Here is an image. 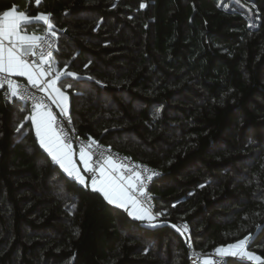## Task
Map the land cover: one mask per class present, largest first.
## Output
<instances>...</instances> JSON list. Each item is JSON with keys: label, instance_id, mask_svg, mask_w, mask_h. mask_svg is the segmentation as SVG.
<instances>
[{"label": "trees", "instance_id": "trees-1", "mask_svg": "<svg viewBox=\"0 0 264 264\" xmlns=\"http://www.w3.org/2000/svg\"><path fill=\"white\" fill-rule=\"evenodd\" d=\"M15 6L51 14L78 133L163 171L166 218L73 183L0 90V264H190L249 234L264 261V0H0Z\"/></svg>", "mask_w": 264, "mask_h": 264}, {"label": "snow or ice", "instance_id": "snow-or-ice-1", "mask_svg": "<svg viewBox=\"0 0 264 264\" xmlns=\"http://www.w3.org/2000/svg\"><path fill=\"white\" fill-rule=\"evenodd\" d=\"M35 2L38 5L40 0H35ZM140 7L144 8L146 5L141 3ZM33 19L43 21L48 29H51L53 26L50 13H39L35 17H29L23 11L11 9L4 11L2 16H0V74H4L5 77L0 80V86L6 83L11 95L15 97L18 95V86L15 81L8 77L13 74L26 77L28 83L44 93L51 100V103L59 108L60 115L64 116L70 123L71 117L68 115L69 97L57 85L58 83L62 84L64 78L79 79V77L76 73L67 71V65L65 66V70L52 75L54 70L50 63L52 58L50 51L47 52L49 60L47 68L29 62L27 57L36 55V49H42L45 43V37L43 36L22 34L27 24ZM51 35L55 37L56 33L51 32ZM48 48H51V45H48ZM40 56L42 59L44 58L45 52L43 50L40 52ZM46 76H51L52 78L47 79ZM67 87L70 88L72 85L69 84ZM19 98L25 99L24 96H20ZM26 119H30L34 125L38 143L50 156L51 161L58 164L73 183L78 182L80 185L87 187L85 175L81 174L74 160L75 153L72 143L66 135L62 136L64 129L57 121V116L53 113L51 107L45 105L42 99H37L33 103L31 116L26 117ZM54 125L60 127L59 132ZM17 131H20V129L18 128ZM78 156L79 161L84 166V171L91 173L92 191L100 193L108 204L127 211L128 215L133 219L147 222L150 226H155L151 222L156 219V215L150 211V206H144L139 196L145 194L144 181L152 180L159 175L158 173L144 167L143 172L150 174L142 176L140 171L135 170L139 166H133L132 169H129L128 164L123 162L117 163L114 157L111 154L106 155L99 143L91 137H89L88 144L80 145ZM128 171H131V174H127ZM145 200H147L146 196ZM173 227L176 226L173 225ZM177 231H181V229L177 228ZM186 232H188V227L185 224L181 234ZM251 239L252 234H249L226 247H217L215 252L221 258L239 255L260 264L261 257L246 250L248 242ZM203 264H216V262L205 258Z\"/></svg>", "mask_w": 264, "mask_h": 264}, {"label": "built area", "instance_id": "built-area-1", "mask_svg": "<svg viewBox=\"0 0 264 264\" xmlns=\"http://www.w3.org/2000/svg\"><path fill=\"white\" fill-rule=\"evenodd\" d=\"M51 32H54V31L52 29H48L47 27L45 28L44 32L40 35V36L45 37V43H44L43 48L42 49L37 48L36 49V55L29 56V57H27V59L31 63L37 64V65H44L45 68H47L48 63H49L47 52L50 51L52 53V58H51L50 63H51L52 69L54 70L52 75H55L57 71L55 68V64L52 63V60H53V57L57 53L59 41H58L57 35L55 37H53L51 35ZM48 45H51V48H48ZM42 50L45 52V56L43 59L40 56V52ZM4 78H5L4 74H0V80H2ZM8 78L16 82V84L18 86V95L15 97L12 96L10 89L8 88L7 84L5 83L3 86H0V90L2 91V96H3L4 100H6L10 103L22 102V103L30 106L31 109H33V103L37 99H42L43 103L45 105L51 107L53 113L56 114V116H57V121L62 125V127L64 129L62 136L66 135L68 137L69 141L72 143V146H74L76 150H79L81 144H88L89 143V137H85V136L78 133V131L75 127V124H74L73 117L70 114H68L71 117V122L69 123L64 116L60 115L59 108H57L55 105H53L51 103V100H49L47 98V96H45L44 93L40 92L37 88L32 87L31 84L28 83L27 80H25L19 76H16L13 74ZM51 78H52L51 76L47 77V79H51ZM20 96H24L25 99H20L19 98ZM54 127H57V126L54 125ZM57 131L58 132L60 131V127H57ZM92 139L99 143V145L102 147V149L104 150L106 155L111 154L117 163L123 162L125 164H128L129 169H132L133 166H139V167H136L135 170L140 171L142 176H147L150 174V173L143 172L144 167H147L152 172H156L159 174L158 176L154 177L150 181H148V180L144 181L145 194L139 196V199L141 200V202L144 204L145 207L150 206V211L154 215H156V219H165L166 217L164 218L163 215H161L159 212L156 211V194L153 191L154 182L158 177H161L163 175V171L161 169L147 163V162L140 161V160L132 157L129 154L118 151L111 146H110V152H109V145H107L104 142H101L99 140H96L95 138H92ZM125 158H128V159H125ZM127 174H131V171H128ZM96 175L98 177V173ZM90 176H91V173H87V182H88L87 185L91 187ZM145 196L147 197V200H145ZM185 224L188 227L187 223H184V222L179 223L180 226H184ZM252 253H254V252H252ZM254 254L257 255L256 253H254ZM205 258L213 260L214 262H216V264H226L228 261V258H232V257L226 256V257L221 258L218 256V254L215 252V250L204 253L201 250L195 249L194 252L190 256V264H203V260ZM235 258L239 259L241 261H244V262H248L250 264H257V262L250 261L246 257L237 256ZM260 264H264V261L261 260Z\"/></svg>", "mask_w": 264, "mask_h": 264}, {"label": "crops", "instance_id": "crops-1", "mask_svg": "<svg viewBox=\"0 0 264 264\" xmlns=\"http://www.w3.org/2000/svg\"><path fill=\"white\" fill-rule=\"evenodd\" d=\"M11 9H15V10H17V11H23V12H25L24 10L20 9L18 6H15V7H13V8L7 9V10H5V11H9V10H11ZM3 12H4V11H0V16H2ZM25 14H26V12H25ZM26 15H28V14H26ZM28 16H29V15H28ZM29 17H32V16H29ZM33 17H35V16H33ZM51 23H52V22H51ZM46 27H47V25L44 24L43 21H38V20H34V19H33V20L30 21V23L27 24V26L25 27L24 32H23L22 34H28V35L35 34V35H39V36H40V35L44 32V30H45ZM51 29H52V28H51ZM56 54H57V53H56ZM52 63L55 64V68L58 67V65H59L58 55H55V56L53 57ZM42 66L45 68L44 65H42ZM59 72H60V71H59ZM69 72H70V71H69ZM14 75L19 76V77H21V78L27 80V78L24 77V76H20V75H17V74H14ZM47 77H48V76H46V78H47ZM68 78H70V77H68ZM68 78H64L63 83H62V84H61V83H58L57 86H58V87H61V90H62V91H65L66 94H67L68 97H69V100H68V114L71 115V104H72V100H71L70 94L67 92V90H68V88H69V87H67V85H69V84L71 85L72 82H71V81H68V80H67ZM27 107H28V109H29V111H30V116H31V114H32V109H31L30 106H27ZM33 126H34V125H33ZM34 129H35V128H34ZM73 149H74V153H75V155H74V160L76 161L77 167H78L79 170L81 171V174H82V175H85L86 183L88 184V182H87V173L84 171V166H83L82 163L79 161V156H78L79 150H76L74 146H73ZM155 220H156V219H155ZM151 223L155 225V224H157V223H159V222L152 221Z\"/></svg>", "mask_w": 264, "mask_h": 264}, {"label": "rangeland", "instance_id": "rangeland-1", "mask_svg": "<svg viewBox=\"0 0 264 264\" xmlns=\"http://www.w3.org/2000/svg\"><path fill=\"white\" fill-rule=\"evenodd\" d=\"M246 250H247V251H250V250L247 249V247H246ZM250 252H252V251H250ZM238 256H239V255H238ZM228 257H232V258L234 257V258H235V257H237V256H228Z\"/></svg>", "mask_w": 264, "mask_h": 264}, {"label": "water", "instance_id": "water-1", "mask_svg": "<svg viewBox=\"0 0 264 264\" xmlns=\"http://www.w3.org/2000/svg\"><path fill=\"white\" fill-rule=\"evenodd\" d=\"M68 32H69V31H68V30H66V33H68ZM109 89H113V88H110V87H109Z\"/></svg>", "mask_w": 264, "mask_h": 264}]
</instances>
